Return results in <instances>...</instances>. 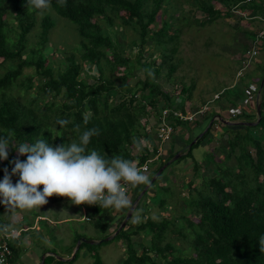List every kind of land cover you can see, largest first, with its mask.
Masks as SVG:
<instances>
[{
	"label": "trees",
	"instance_id": "obj_1",
	"mask_svg": "<svg viewBox=\"0 0 264 264\" xmlns=\"http://www.w3.org/2000/svg\"><path fill=\"white\" fill-rule=\"evenodd\" d=\"M166 1L168 0H50L49 5L58 15L76 25L82 51L81 62L71 53L63 59L64 61L53 66L48 55L42 52L47 42V32L53 26L50 13L44 14L40 20L38 49H28V35L35 26V14L41 8L31 5L28 0H0V67L4 68L5 62L10 63L0 73V138H7L10 147L8 159L0 160V178L3 179L5 168L11 173L14 167L11 161L17 158L26 160V156H20L16 152L21 143L32 144L38 139H46L53 147L61 144L67 146L73 142L79 144L82 133L90 129L98 130V135L90 138L86 146L87 151L96 150L105 158L122 157L130 161L136 160L135 165L138 167L151 153H155L150 129H154L157 116L164 108L184 110L183 98L178 104L172 101V96L178 94L190 97L193 89V84H183L178 92V87L175 88L177 93H171L151 78L152 75H161L163 67H167V77L176 70V64L171 58L176 51L175 45L181 29L179 26L174 27L177 20L174 13L169 21L162 19L158 29H151L158 13L161 11L162 14L167 10L166 6H163ZM193 1L196 9L204 15L203 21H200L201 25L218 18L234 16V9L246 12L252 20H256L258 15L264 17V0H253L249 3L246 0ZM214 2H217L218 6ZM5 15L11 17V22H16V27L10 25ZM237 19L242 20L241 17ZM128 26L133 27L138 34V41L134 40L132 44L127 45L136 47L137 65L124 54L123 42L120 43L118 39L123 36V28ZM241 31L249 40L255 37V32L243 29ZM11 32L13 36L10 35ZM150 41L155 42L159 54L155 57L151 53V59L147 61L144 45ZM168 44H171V47H168ZM66 59L67 62L63 64ZM28 67H33L39 75V95L29 101V106L13 93L17 79ZM121 67L126 69V73H120ZM140 67L145 69L146 77L131 84L129 77H135ZM91 72H95L92 75L93 82L88 81V78L92 77ZM260 72L263 77L264 70ZM262 79L241 82V88L232 86L225 90L229 91L227 95L231 96L230 106H235L241 101L250 83L256 84L259 89ZM21 85L30 88L34 85L33 79L28 77ZM263 87L264 83L261 88ZM234 89H237V94L230 91ZM49 96L59 98L61 104H56V100H50ZM46 98L49 100L44 102ZM38 101H43V104ZM33 103L36 104L32 107ZM260 104L261 115L254 130L259 126L264 128V95H260ZM151 113L154 114L153 118L145 120ZM202 115L198 122L177 120L178 125L186 130L196 127L197 124L201 125V122H204L202 125L207 128L194 145H187V152L177 161L190 156L194 147L201 144V140L216 121L209 126L208 124L215 115H221V108L204 112ZM142 119L145 121H141ZM58 120H67L68 123L61 126L57 123ZM250 140V146L255 148L254 155H251L248 147L244 148V151L238 153L237 166L231 167L233 170L227 167L220 176L207 178L203 189L206 191L203 194L199 196L197 191L194 196L191 191L189 196H183L184 206L187 203L191 214L187 219L183 216V219L191 228V236L174 226V221L179 218L157 220L150 217L144 209L137 212L138 218L137 213L131 215L120 229V222L129 208L121 209L123 214L119 217L120 221H117L116 217L109 218L108 215L116 209L104 208L100 204H84L89 210L88 217H96L95 225L103 232L110 222H114V235L111 239L122 240L126 246L121 264H264V245L261 244V238L264 237V144L262 140L258 141L252 137H249ZM132 147L134 152L130 151ZM174 154H168L166 159L161 157L157 168L148 175H154ZM244 154L247 161H243ZM198 168L199 165H196L194 172ZM202 183L203 179L200 185ZM188 186V190L195 189L196 183L193 179L189 180ZM159 187L166 190L164 186ZM142 189L131 185V190H134L132 203ZM163 199L164 197L159 198L161 205ZM14 222L20 228L24 224L30 227L24 216ZM7 223L4 218H0V229ZM168 230L183 234L182 241L186 242V247L178 246L173 238L162 244L164 238L161 237ZM24 232H21L18 240L23 237ZM139 232L150 236V244L139 242L140 252L135 249L132 239V236ZM109 235L104 234V237ZM80 236V233L75 235L74 244ZM188 236L190 238H187ZM107 242L109 241L102 240L96 244L101 246ZM93 245L94 243L81 242L71 260H60L51 254L46 255L42 264H71L79 257L84 246L90 248L89 254L93 258L91 264H102L101 256L93 249ZM73 247L74 245L70 247L68 256ZM151 251L154 253L150 254Z\"/></svg>",
	"mask_w": 264,
	"mask_h": 264
},
{
	"label": "rangeland",
	"instance_id": "obj_2",
	"mask_svg": "<svg viewBox=\"0 0 264 264\" xmlns=\"http://www.w3.org/2000/svg\"><path fill=\"white\" fill-rule=\"evenodd\" d=\"M193 3V0H168L163 5L166 6L167 10L162 12V14L160 11L156 16L155 24L152 25L151 29H158L162 24L161 20L165 19L169 21L170 16L174 13V18L177 19L175 20L174 27L176 28L179 26L181 31L179 32V38L175 45L176 51L171 58L172 62L176 64V70L170 74V77H167V67H163L161 75H152L151 78L154 82L159 83L161 88L171 93H177L180 89V85L186 84L190 86L193 84L190 97L178 94L172 96V101L178 104L183 98L184 110H178L185 111L189 109V111L195 112L197 109L206 105L207 110L204 112L208 113L212 108L216 110L221 108L220 117L226 122L233 123H228L230 125H226L227 123H222L216 118L217 122L213 124L211 130L201 140L202 146L200 144L194 147L197 152H201L203 155V158L198 163V170H195V172L190 170V172H188L189 169L183 168L184 165L181 163L183 159L172 162L164 169L157 180L152 183L151 187L146 189L147 191L145 190L146 192L144 194H142L143 190L150 183L147 185H139L140 189H143L139 192L138 196L135 195L136 198L134 200L136 201L138 197L140 198L138 201L139 207L138 209L134 207L133 210V213H137L139 210L141 211L140 208L144 205L143 209L154 219L161 220L163 216H168L169 220L179 218L174 221V226H176L178 230L182 229L185 234L189 235L191 228L186 224L187 222L183 219V216L187 219L191 214L188 211L189 207L187 203L184 206L185 200L183 196H189L191 191L194 196L197 195V191L199 196L203 194L206 191L203 189H205L207 178L210 176H220L222 174L221 172L227 167L233 170L231 167L237 166L236 160L238 153L244 151V148L248 147L251 155H254L255 148L250 146L251 140L249 141V137L258 141L262 140V144H264V128L259 126L257 130H254L257 121L256 113L250 112L247 113V115H245L246 113L236 116L230 115L228 112L229 106L227 104H230L229 99H231V96L227 95L229 91L225 92V90L232 86L241 88V82L246 83L262 78L264 79V76H261L262 72H260V70H264V38L261 40L260 51L256 57L251 60L249 65L246 66L244 57H246L245 54L250 40L246 37L245 33L241 31L243 29L256 32L259 25L251 18L238 20L236 15L229 18H218L211 23L201 25L200 21H203L202 16L204 15L196 9L195 3ZM214 4L218 6L217 2H214ZM50 8H52L51 5H49L47 9H41L39 13L35 14L36 23L32 32L28 35L27 48L38 49L37 47H39L40 43L39 35H41V15L50 13L53 26L47 32V42L42 52L48 55L53 66L64 61L63 59L71 53H74L76 59L81 62V38L77 33L76 25L68 19L58 15L55 10L51 11ZM6 19L10 21L11 26L16 27V22H11L10 16H7ZM195 19L199 21L196 22ZM10 35L13 36V32H11ZM137 35L135 29L128 26L123 28V36L118 37L119 42H123L122 50L124 54L130 57L134 65H137L135 62L136 47L133 48L132 45L127 47V45L132 44L134 40L138 41ZM168 47H171V44H168ZM144 48L147 61L151 59V53H153L155 57L159 54V49H157L154 41H150L148 44L144 45ZM169 50L168 48V53ZM110 54L109 52L108 55ZM240 57H242L243 60H241L242 58ZM66 62L67 59L63 64ZM4 64L6 67L10 63L5 62L3 65ZM5 67H0V73H2ZM120 71V73H126L124 67H121ZM94 74L95 72H91V76ZM28 77H31L34 83L30 88L21 85V82ZM38 77L39 75L35 73L33 67L25 68L13 88V93L27 106L30 105L29 101L39 95L37 89ZM145 77L146 71L140 67L137 69L135 77H129V81L131 84H134L137 79L143 80ZM88 81L93 82V76L89 77ZM136 87H138V85H136ZM176 87H178L177 92L175 91ZM230 91L237 94V89ZM259 92H261V95H264V87ZM218 93L221 94V97L216 99L215 95ZM244 97L245 96L241 98L243 99ZM48 98L50 100L54 99L52 96ZM49 99H44V102ZM54 100H56V104H61L62 102L59 98ZM238 100H240V97ZM254 100V98L251 100L252 110H255ZM38 103L43 104V101H38ZM35 104L33 103L31 106L33 107ZM216 106L219 107V109ZM204 112L197 114L190 123L198 122V120L203 117L202 114ZM262 114L264 115V110ZM153 115V113L149 114L145 120L149 121V119L153 118ZM143 120L144 119L141 121ZM238 122H243L247 125H241ZM51 126L54 127L55 125L51 124ZM177 126L180 128L177 129L175 134L180 133L182 135L184 133V128L178 124ZM195 129L196 131L198 130L197 128H191V131L194 132ZM205 129L204 127L203 131ZM203 131H200V134H202ZM213 131L215 132L213 133ZM214 134L221 139L219 137L217 138ZM68 136H70V134H68ZM195 139L196 138L190 139V142L188 140L186 144L189 142V146ZM192 145H194V143ZM205 145L210 147L208 150L209 152L205 151ZM184 147L186 148V145H183V148ZM130 149L132 152L135 150L133 147ZM180 153L178 158L182 156L184 150L180 151ZM193 153L194 150L191 157H193ZM243 158V161L247 159L245 154ZM132 162L137 164L136 160ZM175 167L176 169L180 167L177 169L178 172L175 170ZM148 176L151 182L153 175ZM18 179V176H12L13 183H16ZM190 179H193L196 183V187L193 190H188V182ZM202 179L203 183L200 185ZM0 181H2V178H0ZM160 184L166 187V190L161 189L159 187ZM129 188L132 193L130 200H133L134 190H131V185H129ZM155 193L157 194L155 195ZM163 197L164 201L161 205L159 198ZM0 206L2 207L0 208V218H4L5 221L8 222L6 226L18 228V225L14 222L17 220L13 218L15 215H18L19 219L24 216V220L29 222L27 224L30 225L29 229L24 232L25 234L23 237L18 242H15L14 245L12 244V249H14L11 259L12 264H15L13 263L14 261H17L18 264H24L23 259L29 254H31V259L28 260L30 264H33L35 257L41 259L46 252H48L47 254L53 255L55 258L59 256L64 257L63 255H68L70 247L74 245L70 255L64 257L69 258L72 256L77 244V241L74 244V238L77 233L81 234L80 238L94 241L93 249L99 252L102 264H121L126 249L122 240L109 239V242L101 246L96 244L101 239L106 238L104 234L109 233L111 236L114 235V233H112L114 229V225L112 224L114 222L109 223L105 232L97 229L94 221L96 217L90 220L84 219L85 216H88L89 212L88 209H86V212L83 211L82 208L85 206L84 204L74 205L66 197L53 196L48 199L46 205L31 210L18 209L13 213L7 211L3 203H0ZM122 214L123 212L121 209H116L108 215L109 218L116 217L115 219L120 221L119 217L122 216ZM192 217L194 218V216ZM122 221L123 220H121V222ZM43 222L45 223L43 224ZM171 224L170 221L169 226H171ZM24 226L27 225L24 224L23 227ZM190 236L187 238H190ZM161 238H164L162 244L170 238H173L178 246L182 245L186 247V242L182 241L183 234L179 232L168 230ZM132 239L137 251L141 250L139 242L147 245L148 243L150 244V236H145L144 233H136L132 236ZM89 249V246H84L80 251L79 257L71 264H91L93 258H91L89 254ZM43 251L45 253H43ZM153 253L154 251L150 252V254ZM152 257L155 258L154 255H152Z\"/></svg>",
	"mask_w": 264,
	"mask_h": 264
},
{
	"label": "clouds",
	"instance_id": "obj_3",
	"mask_svg": "<svg viewBox=\"0 0 264 264\" xmlns=\"http://www.w3.org/2000/svg\"><path fill=\"white\" fill-rule=\"evenodd\" d=\"M28 2L36 8L41 9H47L50 4V0H28ZM50 10L53 11L52 8H50ZM36 13H39V11ZM234 15L245 19L242 15H238L236 13H234ZM42 16L43 15H41V17ZM254 21L260 25L257 20ZM261 87L262 86H260V88ZM260 88L257 90L262 89ZM257 90L255 92L254 102L257 101V103H259L261 92ZM218 94L219 97L216 99L221 97V94ZM243 99L235 106H241ZM230 107L233 106H229V108ZM245 113H247L246 110ZM217 119H214V121L217 122ZM57 123L64 126L68 123V121L58 120ZM150 133L156 148L155 130L150 129ZM93 135H98V130H86L82 133L79 144L73 142L67 146L61 144L53 147L46 139H38L32 144L21 143L16 152L20 156H26V160L21 161L17 158L11 161V163L14 164V167L11 169V173H9L7 168L4 169V177L2 181H0V203H3L7 211L13 213H15L18 209L31 210L39 206L46 205L48 203V199L53 196L66 197L74 205L100 204L104 208H114L117 210L131 208V206H133V203L130 200L132 193L130 192V188L128 192L126 191L125 185L128 184L136 186L149 184V176L146 172L150 173L151 170L157 168V162L160 160L151 164L149 169L145 171L141 169L143 164L137 167L132 161L122 157H112L110 159L105 158L96 150L87 151L86 146L89 144L90 138ZM197 138H199L198 135L196 136V140ZM9 148V140L7 138H0V160L8 159ZM155 153H151L149 156ZM166 157L167 155L165 152V156L163 158L166 159ZM14 175L19 177L16 183H13L12 181V176ZM128 211L126 212V215ZM133 214L134 213L132 211L131 215ZM13 218L14 220H19L18 215H15ZM84 219L90 220L88 216H85ZM4 226L3 231L8 232V227L6 225ZM18 228L21 229L22 227ZM22 229L25 230L27 227ZM112 237L113 236H111V238ZM15 242L18 241L16 240ZM261 244L264 245V237L261 238ZM47 253L48 252H46V254ZM46 254L44 255V258ZM11 259L12 256L9 259V264H12Z\"/></svg>",
	"mask_w": 264,
	"mask_h": 264
},
{
	"label": "built area",
	"instance_id": "obj_4",
	"mask_svg": "<svg viewBox=\"0 0 264 264\" xmlns=\"http://www.w3.org/2000/svg\"><path fill=\"white\" fill-rule=\"evenodd\" d=\"M247 2L251 0H246ZM234 12L238 15H242L244 18L248 19V14L246 12H241L234 9ZM256 16H253L255 18ZM257 21L260 23V27L255 32V37L251 40L249 48L246 51L244 57V63L249 65L252 59L256 57L260 51L261 39L264 37V17L257 16ZM252 19V18H251ZM257 90L256 85L250 84L249 87L245 90V97L241 103V106H233L228 109L230 115L235 116L237 114L245 111V105L251 103V100L255 99V92ZM219 94L215 95V98H218ZM207 110V106H203L200 109H197L195 112H191L188 109L185 111L175 110L164 108L160 111L157 116V122L154 124L155 130V143H156V153L149 156L148 159L141 166L142 170L147 171L151 164L160 160L161 157H164L166 150L164 149V144L171 141L177 129L180 127L177 126V120L180 121H192L194 117ZM171 114V115H170ZM126 191L129 190V185H125ZM5 226L0 229V264H9V259L12 256V244L18 240L22 228H16L12 226L8 227V232L3 231Z\"/></svg>",
	"mask_w": 264,
	"mask_h": 264
},
{
	"label": "crops",
	"instance_id": "obj_5",
	"mask_svg": "<svg viewBox=\"0 0 264 264\" xmlns=\"http://www.w3.org/2000/svg\"><path fill=\"white\" fill-rule=\"evenodd\" d=\"M250 42H251V40H250ZM250 44V43H249ZM240 58H242V57H240ZM241 60H243V58L241 59ZM254 103H256L257 104V101H255ZM231 104V103H230ZM230 104H227L228 106H230ZM256 104H255V106H254V108L256 107ZM217 107V106H216ZM217 108H219V107H217ZM245 109H246V111H247V113H252V112H255L256 113V109L255 110H252V104L251 103H249V104H247V105H245ZM189 110V109H188ZM215 109H211V111H214ZM256 115H257V113H256ZM229 123H233V122H229ZM202 124H204V122H201V125L200 124H197L196 125V127L194 126V127H191V128H197L198 130L196 131V129L194 130V132L193 131H191V129H183V134L181 135L180 133H177V134H175L174 136H173V138L171 139V141H169V142H167V143H165L164 144V149L166 150V155L168 156V154H171V153H175V154H181L180 153V151H183L184 150V153L182 154V155H185V153L187 152V144H186V142L188 141V140H190V139H192V138H196V136L198 135L199 136V134H200V131H203V129H204V126L202 125ZM226 125H230V124H226ZM215 131H213V133H214ZM217 134H220V133H217ZM215 135V134H214ZM216 136V135H215ZM217 138L219 137V136H216ZM220 138V137H219ZM221 139V138H220ZM183 145H186V148L184 147L183 148ZM201 146H202V144H201ZM209 146L208 145H205V151L206 152H209L208 150H209ZM194 150V153H193V157H191V155L190 156H186V157H184L183 158V160H182V164L184 165L183 166V168H185V169H189L188 170V172H190V170H192L193 172H194V169H195V166L196 165H198V163L201 161V159L203 158V155H202V153L201 152H197V150L196 149H193ZM193 150H192V152H193ZM192 154V153H191ZM197 161V162H196ZM178 168H180V167H178ZM177 168V169H178ZM182 168V169H183ZM176 169V167H175V170L178 172V170ZM181 170V169H180ZM152 171V170H151ZM147 174H149L148 172H146ZM155 175V174H154ZM153 175V176H154ZM159 177V176H158ZM157 178V177H156ZM156 180V179H155ZM155 180H152L151 179V182H150V184L148 185V187H147V189H149L150 188V186H151V184L153 183V181H155ZM137 186H139V185H137ZM160 186H163L162 184H160ZM155 190V189H154ZM156 194V193H155ZM140 200V198L138 199V200H136L135 202H133V208L135 207V208H137L138 209V207H139V205H138V201ZM144 208V205L143 206H141V210ZM83 211L84 212H86V207L84 206L83 208ZM138 212H140V210L138 211ZM165 217H167V218H169L168 216H163L162 218H165ZM25 227H27V226H24V227H22V228H25ZM29 229V227H27V229H25V230H23V231H27ZM17 241H19V240H17ZM14 247V246H13ZM30 256H31V254H29L27 257H24V259H23V263L24 264H30L29 263V261L28 260H30L31 258H30ZM64 257H67L68 255H63ZM39 260H40V258L38 257H35V260H34V262H33V264H40L39 263ZM28 261V262H27ZM13 263H15V264H18V262L17 261H14ZM20 263H21V261H20Z\"/></svg>",
	"mask_w": 264,
	"mask_h": 264
},
{
	"label": "water",
	"instance_id": "obj_6",
	"mask_svg": "<svg viewBox=\"0 0 264 264\" xmlns=\"http://www.w3.org/2000/svg\"><path fill=\"white\" fill-rule=\"evenodd\" d=\"M264 83V79H262V81H261V86H262V84ZM260 91V90H259ZM256 113H257V116H258V119H257V121H256V123L259 121V119H260V115H261V104H260V102L259 103H257V105H256ZM216 118H218L222 123H229V122H226V121H224V119H222L219 115H216L215 117H213L212 118V120L210 121V125L212 124V122L214 121V119H216ZM239 124H241V125H247V124H244L243 122H238ZM255 123V124H256ZM207 131V128L202 132V134H199V137H201L205 132ZM196 140V139H195ZM195 140H193L191 143H190V145L189 146H191L193 143H195ZM179 157V154L177 153V154H175L170 160H168V161H166L161 167H160V169L156 172V174L153 176V178H152V180H155V178L165 169V168H167L172 162H174L177 158ZM148 187V186H147ZM147 187L143 190V192H142V194L145 192V190L147 189ZM138 199H139V197H138ZM137 199V200H138ZM132 211H133V206L129 209V211H128V213H127V215H126V217H125V219H124V221L121 223V225L118 227V229H120L121 227H123L124 225H125V222L128 220V218L131 216V213H132ZM111 238V236H108V237H106V238H103L102 240H104V241H107V240H109ZM101 240V241H102ZM81 242H85V243H89V244H93L94 243V241H92V240H87V239H85V238H80L79 240H77V244H76V246H75V249H74V251H73V254H72V256L71 257H69L68 259H65V258H63V257H59V259L60 260H69V259H72L73 257H74V255H75V252L78 250V248H79V246H80V244H81ZM43 260H44V256L41 258V262H40V264H42V262H43Z\"/></svg>",
	"mask_w": 264,
	"mask_h": 264
}]
</instances>
